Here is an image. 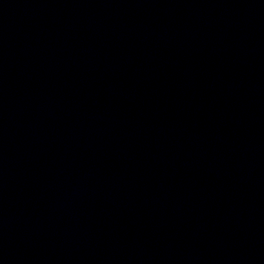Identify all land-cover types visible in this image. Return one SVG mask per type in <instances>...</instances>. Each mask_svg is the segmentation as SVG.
<instances>
[{
    "label": "water",
    "instance_id": "1",
    "mask_svg": "<svg viewBox=\"0 0 264 264\" xmlns=\"http://www.w3.org/2000/svg\"><path fill=\"white\" fill-rule=\"evenodd\" d=\"M0 264H264V0H0Z\"/></svg>",
    "mask_w": 264,
    "mask_h": 264
}]
</instances>
